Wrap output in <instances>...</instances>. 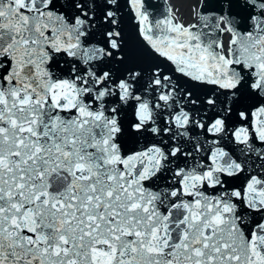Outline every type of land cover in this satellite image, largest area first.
I'll return each mask as SVG.
<instances>
[{"label":"snow or ice","instance_id":"obj_1","mask_svg":"<svg viewBox=\"0 0 264 264\" xmlns=\"http://www.w3.org/2000/svg\"><path fill=\"white\" fill-rule=\"evenodd\" d=\"M0 264H264V0H0Z\"/></svg>","mask_w":264,"mask_h":264}]
</instances>
